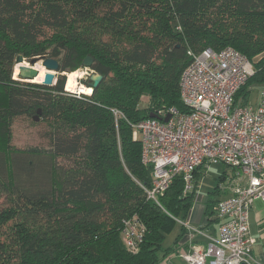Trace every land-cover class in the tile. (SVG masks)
Returning a JSON list of instances; mask_svg holds the SVG:
<instances>
[{
    "label": "trees",
    "instance_id": "obj_1",
    "mask_svg": "<svg viewBox=\"0 0 264 264\" xmlns=\"http://www.w3.org/2000/svg\"><path fill=\"white\" fill-rule=\"evenodd\" d=\"M228 47L254 66L235 97L245 106L264 86V0H0V131L38 115L53 139L49 150L0 149V264H160L178 255L185 227L173 247L163 243L189 220L206 170L192 193L176 177L160 204L148 200L153 167L134 126L164 109L187 112L180 83L193 54ZM19 56L57 60L67 74L89 57L86 69L103 81L80 98L65 91V76L52 87L19 81ZM134 215L147 229L136 253L121 239Z\"/></svg>",
    "mask_w": 264,
    "mask_h": 264
},
{
    "label": "built area",
    "instance_id": "obj_2",
    "mask_svg": "<svg viewBox=\"0 0 264 264\" xmlns=\"http://www.w3.org/2000/svg\"><path fill=\"white\" fill-rule=\"evenodd\" d=\"M254 74L253 63L231 47L193 54L180 83L188 111L164 109L134 126V138L142 143V162L153 167L152 188L145 189L148 200L160 204L176 177L184 181V194L192 193L201 167L208 171L223 164L245 182L232 197L218 202V236H208L189 220H177L188 230L189 241L199 236L209 241L179 252L184 264H250L252 259L256 242L250 235V210L256 200H264V86L255 105L236 106L235 97ZM65 91L82 95L66 87ZM146 232L138 215L126 219L121 230L126 249L138 252Z\"/></svg>",
    "mask_w": 264,
    "mask_h": 264
},
{
    "label": "rangeland",
    "instance_id": "obj_3",
    "mask_svg": "<svg viewBox=\"0 0 264 264\" xmlns=\"http://www.w3.org/2000/svg\"><path fill=\"white\" fill-rule=\"evenodd\" d=\"M212 12L213 11H211L210 14H212ZM30 62L31 61L25 60L24 64L26 63L30 66ZM38 65H41L43 67L42 62H40ZM16 68L17 66L15 67V71H16V74L14 75L15 79L18 78V72ZM77 71H81L83 73V76L80 79H78L79 85H81L82 87L86 89H90L86 83H83V81L89 83L90 77L95 74L97 75L98 73L94 71L90 72L89 69H86V68H82ZM68 74H71V73H68ZM68 74L60 73V72L55 73L54 84L56 85L57 81L61 80L65 76L66 77V88H67ZM260 88L261 87L258 88L257 86L253 87L252 94L249 99V104L253 103L252 105H254ZM90 91L92 95L93 90L90 89ZM81 96H87V95L82 94ZM149 105H150V98L143 97L140 102V109L147 110L149 108ZM36 116L39 118L38 122L34 121L32 116L31 117L29 116L20 117L15 120L9 134L5 135L4 132L2 133L0 131V149L5 151L8 155L10 154L12 150H27L30 148H39V149L49 150L53 144V139L51 137L50 129L46 123L42 122V120L40 119L38 115ZM224 171H227L230 173L231 168L223 164H219V165H215L211 167L207 172H205L200 177L199 183H198V189L195 195V200L197 201L198 206L199 205L206 206L208 204L209 199L213 195V192L218 187V183L221 186V182L219 181ZM191 212H193L192 213V216H193V214H195L194 213L195 211H193V208ZM198 217L199 216L197 215L196 218ZM193 226L195 228L196 227L199 228V226H195V225ZM181 227L182 226L179 223H176L172 232L166 236L164 243H163V246L165 249L171 248L175 245L176 239L181 233V230H182ZM186 240H188L187 234L182 239L181 243L185 242ZM160 264H184V262L181 260V258L178 255H171L168 258L162 260Z\"/></svg>",
    "mask_w": 264,
    "mask_h": 264
},
{
    "label": "crops",
    "instance_id": "obj_4",
    "mask_svg": "<svg viewBox=\"0 0 264 264\" xmlns=\"http://www.w3.org/2000/svg\"><path fill=\"white\" fill-rule=\"evenodd\" d=\"M259 91L254 105L258 103ZM205 172L207 171H204V173ZM219 182H221V186L218 184L219 185L217 192L218 194L216 196L217 202L232 197L235 193V190L238 187L244 185L245 183L243 180H239L235 178L234 172L232 170L230 173L224 171L220 177ZM215 210L216 207L214 209V214L212 215V217H207L205 214L206 206H202V205L198 206L197 201L194 199L193 211H195L194 212L195 214H193L192 216L193 212H191L189 216V222L192 224L191 226L194 227L193 225H195V226H199V228H203L208 236H213V237L218 236L219 233L218 229L220 223L216 219ZM197 215L199 216L198 218H196ZM250 235L253 239H255L256 242L253 247L252 259L250 260V264H264V200H256L251 207ZM208 242H209L208 239L203 236L197 237L194 241H189L188 239L180 244L182 247L179 249V252L190 251L196 246H201V245L206 246Z\"/></svg>",
    "mask_w": 264,
    "mask_h": 264
},
{
    "label": "water",
    "instance_id": "obj_5",
    "mask_svg": "<svg viewBox=\"0 0 264 264\" xmlns=\"http://www.w3.org/2000/svg\"><path fill=\"white\" fill-rule=\"evenodd\" d=\"M24 62H25V59L22 56H19L17 58V65H22ZM40 62L43 63V67L46 69L48 73L45 75V78L42 83H37L34 81L38 78L40 72L39 70L36 69V66ZM92 64H93V61L89 57L86 58L85 61L83 62V66L85 68H90ZM59 70H60V64L57 60L50 59V58H44V57H38V58H34L31 60L30 66H20L17 80L27 82V83H32V84H41L46 87H52L55 85L54 84L55 73L59 72ZM102 81H103L102 75L100 74L92 75L90 77L88 86L89 88L94 89L98 87ZM40 113L41 112L39 111V114ZM153 118H156V116L155 117L153 116ZM169 119L170 117H167L165 119V122H168ZM35 121L36 122L39 121V118L37 116H35ZM243 264H246V263H243Z\"/></svg>",
    "mask_w": 264,
    "mask_h": 264
},
{
    "label": "bare ground",
    "instance_id": "obj_6",
    "mask_svg": "<svg viewBox=\"0 0 264 264\" xmlns=\"http://www.w3.org/2000/svg\"><path fill=\"white\" fill-rule=\"evenodd\" d=\"M20 66H29L28 64H22V65H17V72L19 74V68ZM37 70H39L40 74L38 76V78L34 81V82H37V83H42L44 78H45V75L48 73L45 68H43L41 65H38L36 67ZM83 76V73L81 71H77L75 73H72V74H68V82H67V90H70V91H77L81 94H85L87 96H90V89H86L84 87H82L81 85H79L78 83V79H80L81 77ZM92 90V89H91Z\"/></svg>",
    "mask_w": 264,
    "mask_h": 264
}]
</instances>
